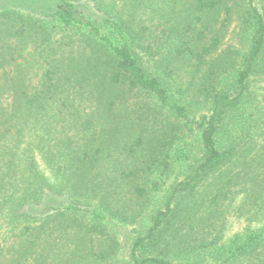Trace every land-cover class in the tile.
<instances>
[{
  "label": "trees",
  "instance_id": "16d2710c",
  "mask_svg": "<svg viewBox=\"0 0 264 264\" xmlns=\"http://www.w3.org/2000/svg\"><path fill=\"white\" fill-rule=\"evenodd\" d=\"M47 4L0 12V264H264V0ZM229 165L260 228L176 229Z\"/></svg>",
  "mask_w": 264,
  "mask_h": 264
},
{
  "label": "rangeland",
  "instance_id": "374dc122",
  "mask_svg": "<svg viewBox=\"0 0 264 264\" xmlns=\"http://www.w3.org/2000/svg\"><path fill=\"white\" fill-rule=\"evenodd\" d=\"M47 2L48 0H0V12L13 9L37 15L41 13L42 8H51ZM236 47H239V45L237 44ZM224 48L225 46L222 47V50ZM32 50L34 49L30 47L26 52ZM251 91L253 93L252 97H255L257 101H264V81L258 79L254 80L251 85ZM163 114L168 116L165 112H163ZM160 119H163V117H160ZM171 119L174 120L170 117V120ZM232 166L233 165H229L225 169L216 172L200 184L193 193L188 195L183 204L184 209L181 211V219L175 224L176 229L183 225L184 228L189 229L191 224H197V217L199 216L197 211L202 209V212H204L209 206H214L215 212L208 230H210L212 236H217L222 243H229L236 236L244 234L249 227L252 229L260 228V221L251 222L248 220L247 216H244L245 212L241 206L244 201V193L237 195L238 189H235L232 193H228L226 197L218 201L216 200L217 202L214 201V193L219 183H223L232 175L230 174ZM233 168L236 169V166H233ZM191 211H194L192 215L189 214ZM188 219H190V224L187 222ZM148 221V217L144 218V224H147ZM213 221L215 224H213ZM130 229V226L126 227L125 225H122V227H119L116 231L110 229L109 232L115 234L118 239V250L111 264H126L127 250L131 240Z\"/></svg>",
  "mask_w": 264,
  "mask_h": 264
}]
</instances>
